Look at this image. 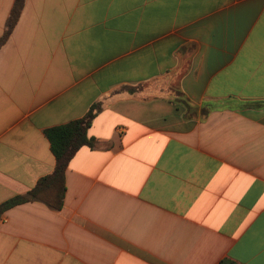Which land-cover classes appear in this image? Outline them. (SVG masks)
I'll list each match as a JSON object with an SVG mask.
<instances>
[{"label":"crops","instance_id":"0c3cea01","mask_svg":"<svg viewBox=\"0 0 264 264\" xmlns=\"http://www.w3.org/2000/svg\"><path fill=\"white\" fill-rule=\"evenodd\" d=\"M92 110L62 209L0 214V264H264V0H26L0 48V207Z\"/></svg>","mask_w":264,"mask_h":264},{"label":"trees","instance_id":"16d2710c","mask_svg":"<svg viewBox=\"0 0 264 264\" xmlns=\"http://www.w3.org/2000/svg\"><path fill=\"white\" fill-rule=\"evenodd\" d=\"M26 0H15L10 17L5 27L6 31L0 38V48L6 41L12 29L16 25L24 8ZM95 112L90 111L84 118L68 124L54 127L45 131L52 153L55 156L56 165L53 173L42 178L37 185L25 196H17L0 207V214L16 205L37 201L44 203L54 211H60L65 198V172L68 162L83 146L93 147L95 140L88 137V129L95 117ZM221 264H234L222 262Z\"/></svg>","mask_w":264,"mask_h":264}]
</instances>
